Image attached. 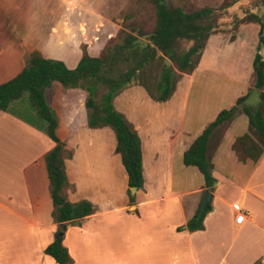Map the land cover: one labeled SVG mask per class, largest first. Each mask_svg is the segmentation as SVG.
<instances>
[{
	"label": "crops",
	"instance_id": "0c3cea01",
	"mask_svg": "<svg viewBox=\"0 0 264 264\" xmlns=\"http://www.w3.org/2000/svg\"><path fill=\"white\" fill-rule=\"evenodd\" d=\"M30 1L33 0H0V11L8 5H12L9 9L26 8ZM55 1L57 12L41 44L0 49V83L18 74L34 49L72 69L82 56V45L90 56H99L112 38L104 28L117 26L112 19L118 20L116 11L121 10L122 0ZM98 9L106 12L98 14ZM2 14L0 26H9L6 20L11 11L8 18ZM247 24L256 23L241 25ZM82 25L93 27V32L83 34ZM220 34H210L192 72L177 70L180 76L167 100L151 98L137 84L125 87L114 97V108L133 125L141 141L143 183L136 189L133 203L123 198L128 189L124 166L125 184L116 179L115 155L120 154L115 151L113 130L109 126H88L87 92L66 88L58 81L46 88L58 83L67 90L57 103L50 100L58 120L56 134L71 153L64 158L66 199H87L94 206L92 214L80 224L71 222L61 236L72 264H264V152L256 161H241L232 149L236 137L248 131L247 116L235 114L210 156L211 175L216 180L212 186H205L196 166L183 162L184 151L224 109L221 103L227 101L231 108L238 97L259 92L253 85L251 67L258 41L253 49L238 34L232 38L225 34L220 38ZM8 40L10 36L0 33V41ZM245 51L252 56L240 59ZM221 53H227L222 61L226 70L214 67ZM240 60L243 66L238 68ZM201 72L215 74L208 82L217 103L211 108L202 92L191 107L189 104L192 84ZM58 87L54 90H62ZM128 89L130 93L126 95ZM257 103L258 98L245 104ZM12 111H0V264H58L43 252L55 239L58 224L52 217L44 158L55 143ZM77 121L87 137L86 146L75 145L70 134H65L75 135ZM187 167L200 172V182L190 188H186L190 176ZM86 185L87 191L81 193L80 187ZM160 185L166 187L165 194L150 192ZM206 189L209 193L204 199ZM194 194L198 196L184 205L182 198ZM207 204L211 207L203 219L204 229L177 230ZM239 213L245 217L237 224L235 217Z\"/></svg>",
	"mask_w": 264,
	"mask_h": 264
},
{
	"label": "trees",
	"instance_id": "16d2710c",
	"mask_svg": "<svg viewBox=\"0 0 264 264\" xmlns=\"http://www.w3.org/2000/svg\"><path fill=\"white\" fill-rule=\"evenodd\" d=\"M152 1L155 3L156 19L155 27L148 35L143 32L136 35L120 31L124 34L122 41L106 44L99 56H90L85 45H82V56L72 69L67 68L63 61L44 57L39 50L34 49L28 54L21 71L0 83V111H12L10 104L27 93L35 115L40 120L35 126L55 143L44 158L53 206L52 217L57 223L80 224L83 218L93 213L94 206L87 199L76 202L66 199L64 189L68 181L64 158L71 153L56 134L58 120L45 100L46 88L58 81L66 88H80L87 92L85 106L88 109V126H109L113 130L116 137L115 151L120 154L126 170L127 192L130 195L131 187L139 189L143 183L141 141L133 125L114 108V97L125 87L137 84L151 98L157 101L167 100L179 77L172 64L181 72H192L200 60L208 37L217 33L210 7L185 11L179 6H167L163 0ZM248 22L259 25L258 44L252 61L253 85L259 90V101L255 106H250L244 103L247 95L238 97L236 105L220 110L184 151V164L198 168L203 174L205 186H212L216 181L211 175L209 153L218 146V140L213 143L212 138L221 126L235 116L237 105L242 104L241 111L247 116L248 129L253 130L255 138L248 130L236 137L232 149L241 161L247 158L256 161L264 152V51L261 52L264 49V14L251 11L235 19L237 24ZM145 36L146 39H142ZM185 43L190 44L183 46ZM153 65L159 67V72L150 81V67ZM99 84L105 85L106 91L97 96ZM130 201L134 202V195H130ZM210 207L207 204L197 210L185 226H178L177 230L204 229L203 219ZM43 252L58 264L73 262L62 244V237L55 238Z\"/></svg>",
	"mask_w": 264,
	"mask_h": 264
},
{
	"label": "rangeland",
	"instance_id": "374dc122",
	"mask_svg": "<svg viewBox=\"0 0 264 264\" xmlns=\"http://www.w3.org/2000/svg\"><path fill=\"white\" fill-rule=\"evenodd\" d=\"M34 1V0H33ZM27 2L26 8H11L12 5H8V7L5 10H1L0 13L2 14L3 18L9 17V12L11 11L10 18L6 20V22H9L10 25L7 26H0V33H4L8 36H10V40L8 41H0V49L2 48H10V46H18L23 44L24 46H30V45H36V42L41 44L43 40L48 36V33L51 29V24L55 18L56 14V1L55 0H43L41 4L38 2ZM164 3L169 7L179 6L185 11H192L195 9H199L202 7H210L213 10L212 19L214 21V24L216 25V31L217 33L225 34L226 36H229L230 38L234 37L236 34L239 35L241 41L245 42L249 46H252L253 49L256 46V43L258 41V26L257 24H247L242 26L240 24L235 23L236 17H242L246 13L249 12H255L259 15L264 14V0H163ZM122 4L121 10H117L116 17L118 20H115L113 18L112 20L117 24V26L110 27L107 26L106 33L108 37L112 38L106 43L107 45H112L116 41H122V38L124 36L123 33H120V31L124 32H131L133 34H138L139 32L145 33V35H148L152 32V30L155 27V3L152 0H122L120 3ZM106 12L103 9H98L97 13L102 14ZM89 18V17H88ZM1 22V19H0ZM117 27V28H116ZM115 28L117 30H115ZM83 34L89 35L93 32V27H89L86 25H82L80 27ZM113 34V35H112ZM218 35L220 38H222V35ZM224 35V36H225ZM146 39V36L142 39ZM243 38V39H242ZM32 42V43H31ZM190 43H185L183 46H188ZM24 47V48H27ZM264 49H261V52H263ZM203 52V51H202ZM226 52V51H225ZM235 54V53H234ZM207 55V54H206ZM250 52L245 51L244 54L241 55L240 59H243L245 57L248 58L250 56ZM227 56V53H221L219 55V59L217 62L214 63V67L216 68H223L226 70L225 65L222 63V61L225 60ZM240 56V55H239ZM252 56V55H251ZM222 57V58H220ZM206 61V60H204ZM238 65V68L241 65ZM176 73L177 68L175 64H172ZM252 67V66H251ZM151 73H150V81L151 77H156L159 72V67L156 65H153L150 67ZM179 71V70H178ZM178 76H180L179 73H177ZM212 75H215L210 72H201L198 74L197 78H195L191 91H190V97H189V104L191 107V104L194 100H196L202 92L204 94V98H208V107L211 108L212 104H217L215 99V93L211 87V85L208 83L211 80ZM61 89L63 88L60 86V84L56 83ZM56 85H52L50 88L45 90V100L48 103V106L50 109L56 114L55 109L50 103V100L52 99L53 102L58 101V99H63L62 94L65 93L67 90L64 88L62 90H54V87ZM106 91V86L99 84L98 87V95L100 96L101 93ZM141 91V90H139ZM126 95L130 93V89L126 90ZM87 96V94H86ZM256 98H258L259 101V92H250L248 97L245 99V103H249L253 100L256 101ZM115 106L119 109L118 101H115ZM227 101L224 103H221L220 105H223L224 109H228ZM239 108L235 112L236 114H242L241 111L242 104L238 105ZM11 110L16 111L21 116H23L25 119L29 120L31 124H37L40 120H38L37 116L34 113L33 107L31 106L28 94L24 93L22 97L19 100L13 101L10 104ZM209 111V110H208ZM208 116L207 114L205 117ZM76 124V128L79 127V122H74ZM230 125V121L228 123H225L221 128H219L215 135L212 138L211 142H215L218 140V144L222 140V138L225 135V131ZM80 128V127H79ZM77 129L75 131V135L73 133H65L70 134V139H74L75 145L77 146H86L87 144V137L82 132V129ZM251 129V128H250ZM249 130V129H248ZM251 136H254L253 130H249ZM72 136V137H71ZM217 137V139H216ZM69 140V137L67 138ZM224 142V141H223ZM214 151V150H213ZM213 151L209 153L211 156ZM115 163L117 164L114 166L115 173H116V179L117 181H123V184H125V179L122 177L123 175V165L121 163L120 157L118 154L115 155ZM117 161V162H116ZM188 178L187 186L186 188H190L192 186H196L200 182V172L195 167H187ZM178 170L176 169V172ZM176 182V181H175ZM119 185V183H116ZM81 193L84 191H87L88 186H81ZM175 188V185H174ZM177 188V187H176ZM154 190V191H153ZM153 190H150V192H154L157 194H165L166 193V187L164 185H160L157 187H153ZM136 192V189L134 190V193ZM130 195L131 190H130ZM130 195L123 192V198L124 201L130 200ZM134 195V194H133ZM139 195V192L136 194V196ZM198 194L189 195L186 196L183 199L184 205L189 204Z\"/></svg>",
	"mask_w": 264,
	"mask_h": 264
},
{
	"label": "water",
	"instance_id": "95a60500",
	"mask_svg": "<svg viewBox=\"0 0 264 264\" xmlns=\"http://www.w3.org/2000/svg\"><path fill=\"white\" fill-rule=\"evenodd\" d=\"M136 187H131V194H134V190ZM209 190H204V199L208 196ZM71 222H60L57 224V230L55 232V238L58 239L62 236L63 232L67 229V227L70 225Z\"/></svg>",
	"mask_w": 264,
	"mask_h": 264
},
{
	"label": "built area",
	"instance_id": "2783aa9c",
	"mask_svg": "<svg viewBox=\"0 0 264 264\" xmlns=\"http://www.w3.org/2000/svg\"><path fill=\"white\" fill-rule=\"evenodd\" d=\"M244 217H245L244 213L237 214L235 217V222L237 224H240L244 220Z\"/></svg>",
	"mask_w": 264,
	"mask_h": 264
}]
</instances>
